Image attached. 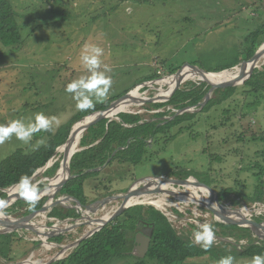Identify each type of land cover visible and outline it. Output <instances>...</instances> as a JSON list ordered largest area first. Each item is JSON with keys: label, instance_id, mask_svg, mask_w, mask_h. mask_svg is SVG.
I'll use <instances>...</instances> for the list:
<instances>
[{"label": "rangeland", "instance_id": "1", "mask_svg": "<svg viewBox=\"0 0 264 264\" xmlns=\"http://www.w3.org/2000/svg\"><path fill=\"white\" fill-rule=\"evenodd\" d=\"M144 1L9 0L21 26L23 42L17 48L0 43V125L14 119L27 122L36 113L54 116L59 123L52 125L49 136L41 140L33 137L28 144L11 137L0 145V162L17 149H22L25 154L32 153L57 132L64 130L81 112L65 88L73 80L88 75L80 62L85 44L103 48L101 59L110 69L106 74L111 76L112 87L103 102L125 92L130 95L133 91L142 97H156L160 87L154 83L171 79L181 73L185 65L213 69L218 63L237 56L241 61L235 66L238 67L250 59L251 50L255 53L264 44L257 43L253 47L246 41L264 24V0H169L165 3L148 0L149 4ZM258 71L264 72V67ZM201 84L208 88L204 95V98L208 96V100L202 105L203 100L196 108L153 109L150 104L144 103L125 112L140 114L143 121L160 122L159 125L183 114H189L191 118L157 135L146 147L138 165L116 157L119 151L124 150L122 147L116 148L106 162L96 168L72 172L69 163V180L78 175L95 173L83 182L85 206L74 199L62 197L58 192L48 208V219H37L34 225L51 231L54 224L48 221L50 219L78 220L88 206L125 194L141 179L187 181L192 178V184L196 185L197 181L207 186L215 192L217 199L222 191L230 190L231 193L218 201L234 210L247 209L249 217L245 220H249L250 227L232 220L218 222L208 208L185 204L168 194V203L178 204L180 208H168L176 217L171 224L178 236L193 242V232L203 224H211L215 235L206 254L177 264H217L221 257L228 255L234 257V264H249L252 257L239 254L251 245L264 246V237L252 231L253 226L264 228V214L252 201L255 189L261 180L264 181V174L258 177V166L264 169V91L255 92L240 85L226 98L225 88L210 92L214 84L212 81L190 79L178 89H199ZM167 110H170L169 114L160 118L155 116ZM80 120L70 126L69 134ZM91 137L87 135L84 141L87 146L80 147L79 151L99 142L91 140ZM123 157L125 160L127 156L124 154ZM62 158L58 153L52 158L53 164L57 163L59 168ZM44 178L48 177L43 173L31 181L33 185L41 181L37 185L38 195L47 187ZM205 190L215 198L211 191ZM43 199L45 205L48 200L46 197ZM18 202L2 210L5 216L21 219L35 212L27 203ZM147 208L154 207L130 206L121 213L118 222L140 217ZM53 209L63 218H54V214H50ZM75 214L78 218L72 217ZM75 228L80 233L85 225ZM36 235L25 230L0 234L10 236L0 240L4 244H0V250L7 257V260L0 257V264L18 263L31 255L35 264H60L64 258L54 259L57 250L45 249ZM73 241V235L67 233L66 236H51L48 244L62 245ZM145 261L146 264H157L148 259ZM137 262L138 257L131 255L115 259L110 264Z\"/></svg>", "mask_w": 264, "mask_h": 264}, {"label": "trees", "instance_id": "2", "mask_svg": "<svg viewBox=\"0 0 264 264\" xmlns=\"http://www.w3.org/2000/svg\"><path fill=\"white\" fill-rule=\"evenodd\" d=\"M168 1L162 0V3ZM144 2L149 4L148 0ZM246 41L252 44L253 47L257 43L264 42V24L261 28L252 32ZM22 42L21 26L17 23V14L11 7L9 0H0V43L6 47L17 48ZM253 55L254 50H251L248 57L251 58ZM240 62L237 56H232L231 60L225 61L222 64L218 63L213 69L207 68L203 70L210 73H221L222 71L232 69L239 65ZM188 68L189 66L185 65L182 71H187ZM253 72L242 86L248 87L249 90L255 92H263L264 72L258 71V69L253 70ZM260 77L261 79H259ZM236 88H225L224 96L228 98L236 91ZM207 90L208 88H205L204 84L199 85V89H178L161 103L148 104L153 109L168 107L177 109L186 107L196 108L203 101ZM125 95L126 92L121 96L95 104L93 109L81 111L75 119L70 121V124L64 130L59 133L57 132L56 136L49 139L46 144L40 146L32 153L25 154L22 149H17L7 158L3 159L0 162V201L6 198L3 190L16 185L22 177H28L30 179L37 170L43 168L54 157L56 149L66 142L69 136L70 126L83 117L106 109L111 103L120 100ZM169 111L167 110L155 116L159 118L163 117L165 116L164 114H169ZM117 117L119 120L113 119L109 123L107 119L101 120L83 133L79 143L80 147L87 146L84 142L87 135H92L91 140L99 142L72 156L70 160V169L72 172L76 171L79 173L84 169L102 166L111 153L119 147L124 148V150L116 154L117 158L122 159L126 163L138 165L145 154L146 147H148V144L157 135L175 128L191 118L189 114H183L182 117H176L173 121H165L164 125H159L160 122L143 121V117L140 114L120 113ZM49 134L50 131L38 132L33 137L35 140H41L49 136ZM124 154L127 156L125 160L123 157ZM57 168V163H54L44 172L45 176L52 178ZM258 169L260 170L258 177L261 178L264 174V169L261 166H258ZM93 174L95 173L78 175L69 180L61 188L60 195L69 199L74 198L81 206H85L83 182L87 178L94 176ZM229 193H231L230 190L227 192L222 191L218 194L219 201L221 202ZM44 201V199H41V201H35L34 204L29 203V201L17 202L27 203L31 210L37 211L41 208ZM252 201L264 204V181L262 182L261 180L255 189V197ZM51 213L54 214V218H63L54 209ZM69 216L65 217L67 218ZM72 217L78 218V215L75 214ZM119 217L102 227L88 239L82 241L60 264H110L115 259H123L131 256L132 246L135 244V235L141 226L148 228V233L151 235L150 245L145 257L143 259L138 258L136 264H146V259L157 264H177L189 258L202 256L207 252V249L200 248L192 241L178 236L170 221L155 208H147L142 212L140 217H132L129 221L123 223L118 222ZM9 237L0 236V240ZM0 244L4 246L3 243ZM255 255H264V246L251 245L239 254V256L246 257H253ZM0 257L7 260V257L1 250Z\"/></svg>", "mask_w": 264, "mask_h": 264}, {"label": "bare ground", "instance_id": "3", "mask_svg": "<svg viewBox=\"0 0 264 264\" xmlns=\"http://www.w3.org/2000/svg\"><path fill=\"white\" fill-rule=\"evenodd\" d=\"M264 66V56L259 60L258 63H256L253 66V69H259ZM252 69V70H253ZM245 64H241L238 67H234L230 70H225L224 72L221 73H216L212 74L210 73L209 75H204L199 73V75L194 74L189 76L187 80H192V81H212L214 84H219V83H224V82H235L239 81L245 73ZM181 75H176L171 77V79L166 78L162 79L160 81L155 82L156 86H159V91L157 92L159 96H164L167 92L166 88H171L173 87L176 82L180 79ZM154 87L152 86L151 89ZM163 88H165L163 90ZM141 95L133 91L129 96H128V104L124 106H120L117 109H115L112 113L110 114V118L114 119L116 116L122 112H128L130 111L133 107H138L140 105L139 99H141ZM138 113V112H137ZM81 123H76L72 130H71V137H72V143L70 145H65L62 146L59 149V152L63 158L69 153L70 156H73L75 153H77L80 150V132L79 129L81 127ZM62 158V160H63ZM63 177V176H62ZM60 182L59 180H53L52 186H54L56 183L59 182V185L66 181L67 175L63 178ZM164 178H145L138 180L136 183H134L130 189L131 191H152L154 189H159V195H140L133 197L129 199V201L126 203V205L123 204L122 197L123 195L119 196H113L109 197L106 199H102L101 201L96 202L93 205L88 206L85 210H83V214L81 215L80 219H69V220H64L60 221L58 219H50L48 221L52 222L53 228L51 231H45L44 226L42 227H37L34 225L35 220L37 219H42V220H47V214L49 213L48 208L52 204V201L54 200V195H51L50 198L48 199L47 203L43 206L41 212L38 214H35L33 216H28L24 217L21 219H14L7 217L5 215L0 216V232H6V231H32L35 232L37 235L38 240L42 243V246L47 249H55L57 250V253L54 258L56 259H62L67 257L72 251L75 246V243L77 240L80 238L88 235L90 232L98 229L103 225L110 217H112L117 211H119L122 208L134 206V205H140V206H152L156 208L158 211L162 212L170 221V223H173L174 219L176 217L172 213L171 210L177 209L178 204H170L168 203L167 195L171 194L173 195L177 201L183 202L185 204H194L196 207L202 206L205 207L206 209L208 208L209 210L213 211L215 214V219L218 222L221 223H228L229 221H236L239 224L244 225L245 227H250L249 226V220H245V218L249 217V213L247 209L242 208L239 210H234L231 209L228 206L223 205V203H220L217 201L213 196L208 194V192L205 190L206 188L202 185H199V183L196 181V185L192 184L193 180L192 178L184 182L183 184H178L174 182H168ZM165 181V182H164ZM16 187V186H15ZM182 188V189H181ZM53 187L47 190L45 193L47 195L52 194ZM142 192V193H143ZM57 194V193H56ZM17 195H20L17 187L13 189V191L10 192L11 197H16ZM178 203V202H177ZM8 206L4 207L3 209L0 210H5ZM257 206L259 207V212L264 214V206L257 203ZM168 208H172L171 210ZM171 211V212H170ZM240 218V219H239ZM45 223V222H42ZM73 223V224H69ZM190 223V221H188ZM84 224L85 228L82 231H79L80 233H77L78 229L75 227L78 225ZM253 234L257 236H263L264 237V228H252ZM67 233H71L74 237V241L71 243H65V244H48V239L51 236H57V235H62L66 236ZM33 241V240H31ZM32 256V255H31ZM29 257L25 259L24 261H20L18 263L14 264H35L32 261V257Z\"/></svg>", "mask_w": 264, "mask_h": 264}, {"label": "clouds", "instance_id": "4", "mask_svg": "<svg viewBox=\"0 0 264 264\" xmlns=\"http://www.w3.org/2000/svg\"><path fill=\"white\" fill-rule=\"evenodd\" d=\"M104 55L103 48L85 44L80 53V62L83 69L88 73L86 76L70 82L65 91L72 95L76 101V108L81 111L93 109L95 103L103 102L108 96L112 87L111 76L107 75L110 69L102 62ZM103 69V70H101ZM59 121L56 117L45 116L43 113H36L33 118L25 122L24 119H14L7 124L0 125V145L4 144L11 137L28 144L34 134L38 132H49L52 125ZM20 193L29 203L34 204L38 198V189L28 177H22L16 184ZM6 207L5 202L0 201V209ZM6 215L0 210V216ZM214 228L211 224H203L193 232V243L208 249L214 241ZM217 264H234V257L231 255L221 257ZM249 264H264V255H255Z\"/></svg>", "mask_w": 264, "mask_h": 264}, {"label": "water", "instance_id": "5", "mask_svg": "<svg viewBox=\"0 0 264 264\" xmlns=\"http://www.w3.org/2000/svg\"><path fill=\"white\" fill-rule=\"evenodd\" d=\"M264 56V44L258 49V51H256L254 53V55L248 60L246 61L245 63V73H244V76L239 80V81H235V82H224V83H219V84H212V88L210 89V92H212L214 89H217V88H229V87H237V86H240V85H243L251 76L252 72H253V66L259 62V60ZM224 72V71H222ZM197 73H201V74H204V75H209L210 72H206L204 71L203 69H200V68H196V67H190L187 69V71H181V73H177L175 75H181L180 79L176 82V84L171 87V88H168L167 89V93L163 96H156V97H153V98H146V97H141V99H139V103L140 105L144 104V103H161L162 101H164L170 94H172L175 90H178L179 86L184 83L188 78L189 76L191 75H194V74H197ZM173 75V76H175ZM128 94H126L124 97H122L120 100L118 101H115L113 103H111L106 109L102 110V111H99V112H96V113H93V114H90L86 117H84L83 119L80 120V122L78 123H81V127L79 129L78 132H80L81 136H80V139L83 135V133L91 126L95 125L96 123L100 122L101 120H104V119H107L108 120V123L110 121H112L113 119L110 118V114L112 115L113 111L115 109H117L118 107L120 106H124V105H127L129 102H128ZM203 103L202 105H204L207 100H208V96L205 97L203 99ZM201 105V106H202ZM190 110V109H189ZM125 113V112H123ZM128 113V112H127ZM116 120H119V118L116 116V118H114ZM72 130V129H71ZM72 137H71V132L66 140V142L62 145V146H65V145H70L72 143ZM58 147L55 151V155L58 154L59 152V149L62 147ZM72 156H70V154L68 153L64 158L63 160L60 162L59 164V168L56 172V174L54 175V177L52 178H44L45 181H47V187L45 189H43L41 191V193L38 195V198L36 199V201L46 197L47 200L50 198L51 195L53 194H56L58 192H60L61 188L64 186V184L69 180V163H70V160H71ZM53 165V161L52 159L41 169L37 170L33 176L30 178V181H32L33 179H35L36 177H38L39 175L43 174L47 169H49L51 166ZM67 175V179L66 181L62 182L60 185H59V182L62 180L60 179L62 176L65 177ZM62 177V178H63ZM59 180L58 183H56L54 186H52V182L53 180ZM164 180V179H163ZM166 181L168 182H174V183H178V184H183L184 182L186 181H175V180H168V179H165ZM41 181H39L37 184H35L34 186L37 187V185L40 183ZM165 182V181H164ZM199 183V182H198ZM199 185H202L201 183H199ZM16 185L8 188V189H5L3 190V192L6 194V198L4 200H2L3 202H5L6 206L7 205H11L12 203H15L17 201H27L22 195H17L16 197H11L9 194H8V191L11 190L13 187H15ZM204 186L206 189H208L209 191H211L215 198L217 199V196L215 194V192L212 190V189H209L207 186L205 185H202ZM54 188L53 191H52V194L50 195H47L45 192L47 190H49L50 188ZM141 191H131V189H129L125 194H123V197H122V201H123V204L126 205V203L129 201V199L133 198V197H136V196H140V195H151V194H155V193H158L159 194V189H154L152 191H145L143 192ZM74 199V198H72ZM76 202H78L76 199H74ZM218 201V199H217ZM79 203V202H78ZM45 204V203H44ZM44 206V205H43ZM43 206L35 211L34 213L28 215V216H33L35 214H38L39 212H41ZM130 208V207H129ZM126 209H128V207L126 208H122L120 209L119 211H117L112 217H110L103 225H101V227H99L98 229L90 232L88 235L80 238L79 240L76 241L75 243V246L74 248H76L82 241L88 239L89 237H91L94 233L98 232L102 227H104L105 225L111 223L112 221H114L117 217H119L121 215V213L123 211H125ZM27 216V217H28ZM165 216V215H164ZM166 217V216H165ZM26 218V217H25ZM232 222V221H231ZM230 222V223H231ZM237 223V222H236ZM255 227V226H253ZM6 232H10V231H6ZM2 233H5V232H0V234ZM150 237L151 235L149 236H144V234L142 233H138L136 234V237H135V247H133L132 251H131V254L138 257V258H144L147 251H148V248H149V245H150ZM73 248V249H74ZM56 259V258H54Z\"/></svg>", "mask_w": 264, "mask_h": 264}, {"label": "flooded vegetation", "instance_id": "6", "mask_svg": "<svg viewBox=\"0 0 264 264\" xmlns=\"http://www.w3.org/2000/svg\"><path fill=\"white\" fill-rule=\"evenodd\" d=\"M147 229H148V228H147ZM147 229H146V227L141 226V227L138 228L136 234H138V233L140 232V233L144 234V236L147 237V236H149V233H148V230H147ZM135 237H136V235H135ZM135 245H136V244H134L133 247H135Z\"/></svg>", "mask_w": 264, "mask_h": 264}]
</instances>
